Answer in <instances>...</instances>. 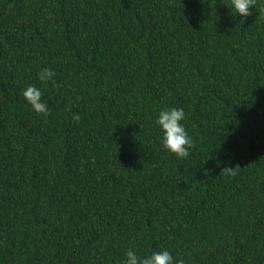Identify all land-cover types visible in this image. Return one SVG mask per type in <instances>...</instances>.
<instances>
[{
	"label": "trees",
	"instance_id": "trees-1",
	"mask_svg": "<svg viewBox=\"0 0 264 264\" xmlns=\"http://www.w3.org/2000/svg\"><path fill=\"white\" fill-rule=\"evenodd\" d=\"M227 2L0 0V264H264V0Z\"/></svg>",
	"mask_w": 264,
	"mask_h": 264
},
{
	"label": "clouds",
	"instance_id": "clouds-1",
	"mask_svg": "<svg viewBox=\"0 0 264 264\" xmlns=\"http://www.w3.org/2000/svg\"><path fill=\"white\" fill-rule=\"evenodd\" d=\"M255 3L256 0H228L225 5L230 9L232 16L247 18L251 16V9L255 7ZM54 77L55 73L50 68H42L37 78L41 83L51 82L55 84ZM22 96L34 112L44 115L49 113V106L43 100V91L36 85L27 86L23 90ZM72 119L79 121L80 117L73 113ZM185 119L184 109L176 107L160 109L155 118V124L161 132L160 143L162 148L178 158L188 157L189 150L193 146V140L183 123ZM232 170L230 167H226L222 172H231ZM124 264H185V262L166 249L144 255H137L135 251L128 250Z\"/></svg>",
	"mask_w": 264,
	"mask_h": 264
}]
</instances>
